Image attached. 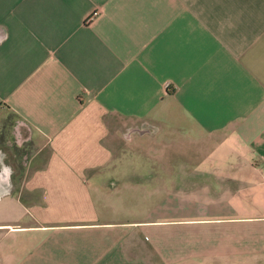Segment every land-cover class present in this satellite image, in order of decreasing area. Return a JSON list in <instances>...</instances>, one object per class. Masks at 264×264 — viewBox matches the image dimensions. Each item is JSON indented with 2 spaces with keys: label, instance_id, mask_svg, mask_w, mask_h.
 Instances as JSON below:
<instances>
[{
  "label": "crops",
  "instance_id": "crops-1",
  "mask_svg": "<svg viewBox=\"0 0 264 264\" xmlns=\"http://www.w3.org/2000/svg\"><path fill=\"white\" fill-rule=\"evenodd\" d=\"M0 112V264H264V0H0Z\"/></svg>",
  "mask_w": 264,
  "mask_h": 264
},
{
  "label": "rangeland",
  "instance_id": "rangeland-1",
  "mask_svg": "<svg viewBox=\"0 0 264 264\" xmlns=\"http://www.w3.org/2000/svg\"><path fill=\"white\" fill-rule=\"evenodd\" d=\"M20 118L11 112H0V138H4L0 143V154L3 157L1 160L2 166L14 167L18 160H21V155L16 154L18 151L16 148L17 140L25 134V127H18ZM24 133V134H23ZM20 153V152H18ZM8 164V165H6Z\"/></svg>",
  "mask_w": 264,
  "mask_h": 264
},
{
  "label": "built area",
  "instance_id": "built-area-1",
  "mask_svg": "<svg viewBox=\"0 0 264 264\" xmlns=\"http://www.w3.org/2000/svg\"><path fill=\"white\" fill-rule=\"evenodd\" d=\"M96 13H97V11H95V13H94V14H96ZM94 14H93V15H94Z\"/></svg>",
  "mask_w": 264,
  "mask_h": 264
}]
</instances>
